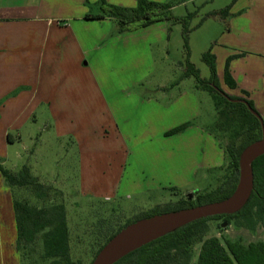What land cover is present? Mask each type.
<instances>
[{"label": "crops", "instance_id": "1", "mask_svg": "<svg viewBox=\"0 0 264 264\" xmlns=\"http://www.w3.org/2000/svg\"><path fill=\"white\" fill-rule=\"evenodd\" d=\"M245 1L243 6L237 2L232 7L227 34L220 38L221 46L217 44L221 48L216 45L212 52L224 92L253 101L264 117V0ZM106 2L123 8L138 4L137 0ZM99 3L0 0V144L5 151L22 141L23 129L38 122L39 113L45 111L56 138L70 137L81 149L83 197L130 199L182 190L195 182L201 171L222 167L224 151L205 129L188 128L168 135L192 118L200 119L199 101L193 91L182 89L174 95L175 91L158 86L162 98L146 101L137 93L141 70L126 73L130 81L125 83L123 78L120 82L124 84L110 79L105 82L102 73L95 75L96 61L109 62L120 55L135 62H152L154 47L162 44L167 34L164 22L127 34L113 33L110 19H85L100 12ZM234 36L248 50L239 60L250 59L249 66L248 62L242 66L239 60L231 59L241 54L235 49L241 43ZM233 40L236 45L232 46ZM229 60L237 88L227 91L221 78L224 75L225 80ZM143 119L146 133L144 127L139 131L134 128ZM190 141L197 144L192 147ZM96 142L102 147L95 149Z\"/></svg>", "mask_w": 264, "mask_h": 264}, {"label": "rangeland", "instance_id": "2", "mask_svg": "<svg viewBox=\"0 0 264 264\" xmlns=\"http://www.w3.org/2000/svg\"><path fill=\"white\" fill-rule=\"evenodd\" d=\"M153 2L172 6V14L176 18H183L188 14L195 15L190 25L189 51L187 52L184 45L183 25L174 21H164L167 32L166 40L154 47L152 62H135L129 56L120 55L118 59L109 62L96 61L94 63L95 75L97 72L98 74L102 73L105 76L103 78L105 82L110 79L116 84H124L120 81H123L124 78L125 83H129V72L134 71L135 68L141 70V81L137 85V93L146 101L152 98H162L157 91L158 86H166L169 91H175L174 95H177L182 89L191 90L198 98L201 117L200 119L192 118L190 123L186 124V129L201 127L211 133L214 131L217 119L214 101L208 92L197 88L194 77H184L187 60L199 71L202 79H210L211 70L203 60V55L210 50L212 52L217 44L221 46L220 38L223 33L227 34L232 7L237 2H239V6L245 5L247 2L245 0H155ZM227 8H229L227 18L209 16ZM233 38L237 39L236 36ZM237 41L241 43L240 47L236 45L235 41L231 45L235 44L236 51L241 54L232 56L231 59L234 61L244 58L243 54L248 51L240 40L237 39ZM219 45L217 46L221 48ZM224 49L222 46L221 50ZM250 54L254 55V53ZM255 57H253V62L257 64L258 61ZM249 61L250 59L239 60L238 63L244 66V62H248L249 66ZM105 63H108L107 67H105ZM221 83L227 91H230L225 83L224 75L221 78ZM145 114L147 113L145 112ZM262 118L264 119L263 116ZM143 120L144 122L134 124V128L139 131L144 127L143 133H146L147 123L146 119ZM49 125L50 120L47 112L46 114L45 111L40 112L38 122H32L23 129L22 141L18 140L11 145L8 153L0 144V162L17 174L24 166H28L32 177L37 182L52 188L49 194L55 200L64 201L71 232L72 258L75 261H81L82 264H91L103 242L102 237L116 231L129 219L158 205L177 202L189 194H193V199H195L197 198L196 193L204 195L214 191L221 187L226 177L230 175L229 160L224 151L229 137L219 133L217 140L224 151L222 167L201 171L194 180L195 182L182 190L169 189L150 193L141 198L130 199L101 200L83 197L80 194L81 149L74 144L70 137L57 139L54 130L49 128ZM189 144L193 147L197 143L190 141ZM93 145L95 149L102 147L99 142ZM32 195L26 189L19 192L20 197L34 201L35 198ZM224 222H226L224 219L209 221L206 224L207 232L204 240L217 237L221 240L239 241L244 245L264 242V224H259L254 232H250L245 228H237L233 223L223 228ZM16 243L17 226L13 210L12 188L0 173V264H51L41 259L43 249L40 242L33 255L22 263ZM201 245V243L197 244L194 248L192 264L197 261Z\"/></svg>", "mask_w": 264, "mask_h": 264}, {"label": "trees", "instance_id": "3", "mask_svg": "<svg viewBox=\"0 0 264 264\" xmlns=\"http://www.w3.org/2000/svg\"><path fill=\"white\" fill-rule=\"evenodd\" d=\"M137 2L136 8H123L110 5L106 0H100V12L88 14L85 19H110L113 22L114 33L118 35L134 32L164 21L178 22L184 27V45L187 52L189 51L190 25L194 14L176 18L173 16L172 6L169 4H158L148 0H137ZM209 16L227 18L229 8ZM203 60L210 67V79H202L199 71L189 60H187L184 77H194L197 88L208 92L214 101L217 119L211 134L216 138H219V133L229 137L224 151L229 160L230 175L218 189L204 195L196 193V200L189 202L186 198H182L174 203L158 205L129 219L116 231L102 237L103 242L97 254L122 228L139 219L222 201L235 191L239 179L240 155L250 144L262 138V125L245 104L234 102L245 100L257 111L253 101L229 96L223 91L217 79L216 57L211 50L203 55ZM230 60L226 67L225 83L230 89L235 90L237 84L229 71ZM242 93L248 96L247 92L243 91ZM185 129L186 125L181 126L170 131L168 135L181 133ZM8 141L11 142V135L8 136ZM253 169L254 193L243 210L234 215L216 216L194 222L144 246L116 264H192L194 248L200 243L202 245L195 264H264V242L262 241L244 245L239 241L221 240L217 237L204 240L207 232L206 224L212 220L224 219L228 226L233 223L237 228H245L250 232H254L259 224H264V156L254 162ZM0 173L12 188L17 226L16 246L22 263L33 255L40 242L43 249L41 254L43 261L51 264H82L81 261H75L72 258L71 232L64 201L55 200L49 194L52 188L37 182L32 177L28 166H24L17 174L0 162ZM25 189L33 194L34 201L19 196V192Z\"/></svg>", "mask_w": 264, "mask_h": 264}, {"label": "water", "instance_id": "4", "mask_svg": "<svg viewBox=\"0 0 264 264\" xmlns=\"http://www.w3.org/2000/svg\"><path fill=\"white\" fill-rule=\"evenodd\" d=\"M262 125V138L243 150L239 160V179L233 194L222 201L198 205L139 219L122 228L96 255L92 264H116L133 252L194 222L223 215H234L245 208L254 193V162L264 156V119L245 100ZM193 194L188 195L192 200ZM227 222L222 224L223 228Z\"/></svg>", "mask_w": 264, "mask_h": 264}, {"label": "flooded vegetation", "instance_id": "5", "mask_svg": "<svg viewBox=\"0 0 264 264\" xmlns=\"http://www.w3.org/2000/svg\"><path fill=\"white\" fill-rule=\"evenodd\" d=\"M186 199H187V201H189V202L192 201V200H196V198H195V199L192 198V200H189V199H188V196L186 197Z\"/></svg>", "mask_w": 264, "mask_h": 264}]
</instances>
